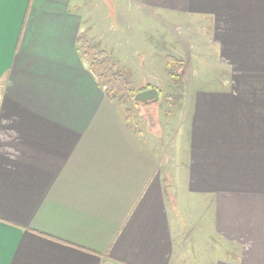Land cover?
<instances>
[{
  "label": "crops",
  "instance_id": "crops-1",
  "mask_svg": "<svg viewBox=\"0 0 264 264\" xmlns=\"http://www.w3.org/2000/svg\"><path fill=\"white\" fill-rule=\"evenodd\" d=\"M136 2L208 21L226 75L193 96L181 196L212 213L208 264H264V0ZM80 3L0 0V264H178L176 162L106 98Z\"/></svg>",
  "mask_w": 264,
  "mask_h": 264
},
{
  "label": "rangeland",
  "instance_id": "rangeland-1",
  "mask_svg": "<svg viewBox=\"0 0 264 264\" xmlns=\"http://www.w3.org/2000/svg\"><path fill=\"white\" fill-rule=\"evenodd\" d=\"M80 4L85 10L82 31L90 29L89 43L106 51L117 68L126 74L131 87L139 89L148 85L162 95L158 102L147 105L137 102L132 107L112 103L121 118L127 119V124L142 135L140 138L161 147L163 159L168 160L164 172L171 167V158L176 162L171 168L178 175L174 183L180 198L177 201L176 196L169 198L167 192L166 198L170 214L176 215L173 205L179 213L178 264L213 262L225 246L217 239L206 237V222L212 213L204 217L205 204L200 195L188 194L186 190L185 196H181L185 190L182 167L193 96L198 91L216 88L226 75L225 71L218 72L217 52L208 36V21L200 15L174 18L161 7L138 4L136 0H81ZM86 46L87 43L82 44L83 51ZM168 56L179 64L176 85L165 73ZM101 88L105 94V86ZM166 95L174 99L169 102L164 99ZM181 218H187L190 224L184 225ZM185 238H190V244Z\"/></svg>",
  "mask_w": 264,
  "mask_h": 264
},
{
  "label": "trees",
  "instance_id": "trees-1",
  "mask_svg": "<svg viewBox=\"0 0 264 264\" xmlns=\"http://www.w3.org/2000/svg\"><path fill=\"white\" fill-rule=\"evenodd\" d=\"M84 43H87L84 55L88 57L90 69L97 74L99 81H101V85L103 87L105 86L106 98L112 102H118L123 105L131 104L132 107L137 106V102L134 101L135 94L152 87L148 85L139 89L131 87V82L128 80L126 74L117 68L106 51L99 49L96 45L90 44L85 40L83 44ZM178 67L179 64L173 57H166L165 73L173 85H176L179 81V76L176 74ZM161 97L162 95L160 93V98ZM164 99L171 102L174 98L166 95ZM126 111L129 112L130 109L127 108ZM124 121L127 123V119H124Z\"/></svg>",
  "mask_w": 264,
  "mask_h": 264
},
{
  "label": "water",
  "instance_id": "water-1",
  "mask_svg": "<svg viewBox=\"0 0 264 264\" xmlns=\"http://www.w3.org/2000/svg\"><path fill=\"white\" fill-rule=\"evenodd\" d=\"M160 99L159 91L155 88H150L145 91H141L134 96L135 102H140L144 105L156 103Z\"/></svg>",
  "mask_w": 264,
  "mask_h": 264
}]
</instances>
